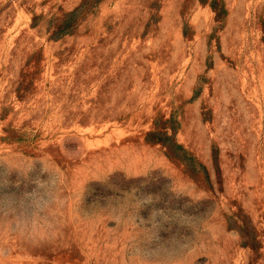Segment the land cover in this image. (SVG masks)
<instances>
[{"label": "rangeland", "instance_id": "1", "mask_svg": "<svg viewBox=\"0 0 264 264\" xmlns=\"http://www.w3.org/2000/svg\"><path fill=\"white\" fill-rule=\"evenodd\" d=\"M0 264H264V0H0Z\"/></svg>", "mask_w": 264, "mask_h": 264}]
</instances>
